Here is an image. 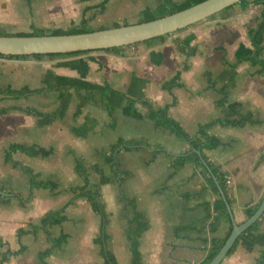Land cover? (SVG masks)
Returning <instances> with one entry per match:
<instances>
[{"label":"crops","instance_id":"crops-1","mask_svg":"<svg viewBox=\"0 0 264 264\" xmlns=\"http://www.w3.org/2000/svg\"><path fill=\"white\" fill-rule=\"evenodd\" d=\"M76 1L85 5L79 21L72 25L81 24V19L86 17L88 24L96 29L115 26L116 23L122 25L142 21L143 11L157 6V0H147V3L138 9L133 6L140 5L143 0H108L105 8L102 9L100 3L103 0ZM3 3L6 5L4 6ZM14 5L13 0H0L1 29L10 28L19 20ZM235 5L241 7L240 4ZM111 9H115V13L122 16H112ZM133 9L137 12L133 13ZM107 12L109 14L105 19L104 14ZM122 18L128 20L121 21ZM28 22L30 29L4 31L14 33L43 27L36 25L33 18H29ZM24 24L25 21L20 17L18 26ZM252 25L245 33L247 48L241 47L240 51H236V47L233 51L239 65L229 64L236 70H227L228 75L224 77L206 75L201 68L195 71L197 61L193 59L199 55V50L189 56L188 60L185 58L182 65L173 63L166 52V45L163 48L160 43L165 40L164 37L156 39L153 43L121 45L114 50L94 49L72 55H45L43 59L47 65L42 73L38 67L40 63L38 60L26 61L27 69L20 67V84L9 85L40 86L43 84L45 72L52 68L59 74L77 76L93 82L108 81L115 88L135 97L150 98L159 105L171 103L176 96L177 100L171 104L169 112L190 134H197L200 124L215 121L209 132L220 137L222 142L214 148L206 149L205 153L231 180L227 183L230 204L235 220L242 222L248 217L246 208L257 207L264 196V72H260L264 67L261 63L240 61L243 56L253 51L248 36V29ZM54 28L57 27L50 29ZM169 35L171 33L167 36ZM176 38L182 39L180 35H174L171 41L176 43ZM159 50L163 52L160 53ZM190 57H193L192 61H189ZM186 62L189 68L183 70L181 74L183 84L174 86L172 90L163 88V82L171 78ZM202 67H205V63ZM241 68L245 70H239ZM49 96H53L52 106L43 107L32 102L39 97L43 98L41 102L44 104ZM96 96L82 108L79 114H76L79 98L74 94L65 115L46 125H40L36 116L19 110H10L0 115L2 119L20 113V140L15 141L54 149L48 156L30 155L23 151L14 152V158L21 164L29 166L37 175V179H53L58 183V187L54 190L49 187H35L33 196L27 199L31 189L30 175L21 166L15 167L5 160V148L9 142L2 147V162L20 168V181L23 185L20 193L25 197L24 201L15 197L20 202V212L26 213L28 218L38 217L30 227H27L26 236H34L41 232L48 244L46 247L50 245L46 232L33 226L39 223L44 213L62 207L73 196L71 188L79 182H84V175L76 169L77 161L82 160L89 177L101 185L102 199L108 212L106 226L108 248L115 254L119 264H132L131 242L128 235L129 230L135 227V223L131 220L134 209L132 203L148 224L140 235L143 264H197L206 256L212 240L221 241L226 238L232 221L217 220V211L214 208L216 195L200 171V167L192 160L178 163L177 157L190 153V144L178 137L171 129L158 125L148 116L127 115L121 107L110 114L102 104L100 95L96 94ZM3 99L10 102L4 103ZM222 99L227 110L235 112L229 117L230 120L241 119L248 113L254 120H247L242 124H226V116L220 103ZM58 104L59 94L55 90L18 99L3 97L0 94V107L32 105L50 111ZM138 105L144 113L146 108ZM119 137L145 140L149 146L122 149L119 152L118 160L123 173L120 181L117 182L116 173L105 162L103 155L107 153L106 145L110 147ZM25 191L28 192L27 195L24 194ZM63 198L65 199L62 200ZM59 200L61 204L58 207H55L56 204L50 210L43 212L51 207L53 202ZM78 203L90 206L99 221L97 229L101 230L102 216L86 199L77 198L66 207L64 211L66 220L54 224L60 225L61 232L68 233V237L60 247L54 249L52 255L46 258L48 264H55V260L63 257L60 250L71 238V232L65 230V226L71 221V211ZM30 211H34V214H30ZM7 214H4V217H7ZM54 225L49 229L51 230ZM51 233L53 236H58L52 231ZM2 236L4 234L0 228V237ZM23 239L20 238V243L25 244ZM2 240L9 245L7 239L2 237ZM41 250L43 249L39 251ZM8 262H11V259ZM262 263L264 264V219L259 229L246 230L240 234L235 250L220 264ZM100 264H106L102 255Z\"/></svg>","mask_w":264,"mask_h":264},{"label":"trees","instance_id":"trees-1","mask_svg":"<svg viewBox=\"0 0 264 264\" xmlns=\"http://www.w3.org/2000/svg\"><path fill=\"white\" fill-rule=\"evenodd\" d=\"M85 1V0H80ZM108 0H103L100 3V7L102 9L105 8L106 2ZM201 0H157V6L154 9L146 8L143 11L142 21L150 20L168 13H172L174 11L183 9L192 4H195ZM261 5L262 9L257 17V21L254 25H252L248 29V36L251 40V44L253 45V51L250 54H247L240 59V61L248 60L253 64L261 63L264 67V0H240L235 4H240L242 8H246L249 4ZM232 4L226 7L223 10H227L232 7ZM121 25L120 23H116L115 26ZM105 27V26H104ZM102 27V28H104ZM96 29L88 24V19L83 17L81 19V24L72 25L68 29H63L62 27H57L54 29L48 30L45 27H34L31 31H18L14 33L5 32L0 28V33L7 34H16V35H32V34H43V33H72V32H82V31H91ZM170 33L161 34L152 38H148L143 42L153 43L156 39H161L166 37ZM176 43L178 49L184 53L187 57L196 54L198 51L197 45L185 44L181 38H176ZM121 46V45H120ZM120 46H113L108 48H101L105 50H114ZM94 49L88 50H76V51H67V52H50V53H32V54H4L0 53V56L7 57H28L33 56L36 58H42L45 55L50 56H61V55H72L84 51H90ZM222 58L225 59L223 55ZM189 68L188 62L184 64L181 69H178L176 73L169 79L163 82V88L167 90H172L174 86H181L183 83L181 81V74L183 70ZM260 72H264L261 70ZM43 84L37 87H30L29 85H24L21 87H14L12 85L1 86L0 85V94L3 97L8 98H21L28 97L33 94H43L49 91H58L59 94V104L58 106L50 111L41 110L35 106H21V105H9L0 107V115L6 114L10 110H19L23 111L27 114L36 116L38 119V123L40 125L49 124L56 119L65 115L70 102L74 96L77 95L79 98V102L76 108V114H79L82 111V108L85 104L90 102L93 98H95L96 94H99L101 97L102 104L108 110L110 114H113L116 108H122L124 113L127 115H131L134 117H143L148 116L152 118L158 125L165 126L171 129L178 137L182 138L186 142H188L191 146L190 153L181 155L177 157L178 163H184L187 160L194 161L198 167H200V171L206 178L208 184L211 186L213 192L216 195V199L214 201V208L217 211V220L226 219L231 222V216L227 205L221 195L219 185L222 186L225 195L229 202H231L227 178L228 176L224 171L220 169V167L215 164L212 160L207 157L205 153L206 149L214 148L221 144V139L215 134L209 132V128L215 121H211L208 123H202L199 125V130L197 134H190L184 126L174 118L170 112V106L174 102H176L177 98L174 96V100L171 103H166L163 105L156 104L153 100L147 97H135L121 89L115 88L110 82L106 81L104 83L93 82L91 80L71 76L66 74H59L55 72L52 68H49L43 77ZM224 99L220 100V103L223 106V110L226 116L225 123L226 124H242L244 121L250 120L253 121L252 115L250 113L243 115L241 119H233L230 120L229 117L235 112H231L227 110L225 107ZM141 106L146 108V111L143 113ZM147 147L149 143L145 140H136V139H125L124 137H119L115 142L111 144L110 150L103 155L104 160L108 163L114 172L116 173V179L119 180L123 171L120 169V163L118 160V154L122 149H130L133 147ZM192 148H197L202 151L201 155L193 150ZM53 147H44L38 144H24L19 141H10L5 148V160L10 162L15 167H22L29 175L31 182V189L27 199H30L33 196V189L35 187H49L52 190L58 187V183L53 179H37V175L33 173L32 169L25 165L21 164L19 160L14 158V152L23 151L30 155H38L42 154L44 156H48L53 152ZM76 169L78 172L84 175V182L73 187V196L59 209L50 210L44 213L38 224H34L33 228L43 229L47 238L50 241V245L45 249L39 251L38 258L43 264H48L46 258L53 254L54 249L56 247H60L67 239L68 233L62 231L60 235L53 236L49 227L54 224H60L64 220H66L67 216L64 213L66 207L73 203L77 198L83 197L86 198L90 203L92 208L98 212L102 216V225L101 230L97 236L94 237V242L100 246V253L104 257V261L106 264H119L115 254L108 248V234L106 232V226L108 223V212L106 210L104 201L102 199L101 193V185L97 181L92 180L89 177V173L85 167V164L82 160H78L76 164ZM120 172V176L118 174ZM218 181V183L216 182ZM11 197L21 198L22 201L25 200V197L20 193L19 190H15L13 188H8L7 186L0 187V198L1 199H10ZM133 206V214L131 217L132 222L135 223V227L129 230L128 235L131 242V251H132V264H143L142 254L140 251V235L141 233L148 227V224L142 219L141 213ZM257 207H248L246 208L247 216H250ZM264 219V213L257 221H255L248 229L249 230H257L259 229L261 221ZM232 226L228 232L230 233ZM28 229L25 227L18 228V234L20 235L23 232H27ZM228 236V235H227ZM226 236V237H227ZM226 239V238H225ZM225 239L221 241L212 240L210 246L208 247V252L206 256L197 264H208L211 259L216 255L220 247L223 245ZM4 241L2 237H0V247L4 245ZM238 243V239L234 243L233 247L229 250L228 255L231 254ZM25 249L24 245L18 249H12L8 247L5 251L0 250V264H4L8 262L12 256L20 254ZM263 264V263H262Z\"/></svg>","mask_w":264,"mask_h":264},{"label":"rangeland","instance_id":"rangeland-1","mask_svg":"<svg viewBox=\"0 0 264 264\" xmlns=\"http://www.w3.org/2000/svg\"><path fill=\"white\" fill-rule=\"evenodd\" d=\"M13 1H15L14 8H16L15 12L17 14V19L20 20L21 17L25 21V24L23 26H18V20L14 23V26L10 28L3 27V30L30 29L28 22L29 18H33L36 25L46 27L48 30L52 27L58 26L68 28L72 24L79 21L85 5L84 3H78L76 0ZM144 3H147V0H143L140 5L133 7L138 9V7L145 5ZM3 5L5 6L6 3H3ZM135 9H133V13L137 12ZM260 9L261 6L253 3L249 4L245 9L235 5L227 11L221 10L205 19L188 25L185 28L172 32L171 35L166 36L165 40L160 43L163 48L166 45L165 49L170 60L172 59L173 63L182 65L188 57L178 50V46L175 42L171 41V38H173L174 35H180L185 43H193L198 47L199 55H196L194 59L193 57L189 58V61H192V59L197 61L195 71L201 68L204 69L203 71L206 75H218L220 77H224L225 75H228L227 70H236V68H231L229 64H233L234 66L239 65L237 57L233 55V51L236 47V51H240V49H242L241 47L247 48V44L245 43L247 40L245 34L246 29L250 25L255 24ZM110 12L114 17L122 16L121 14H116L115 9H111ZM108 14L109 12L104 14L105 19ZM127 20L128 18L121 19V21ZM230 28H232V30H230ZM169 41L171 42L167 44ZM158 52L162 53L163 50H159ZM223 55L225 56V59L222 58ZM34 59L40 62L38 67L40 69V73H42L43 69L46 68L47 65L43 57L37 59L32 56L28 58L0 56V85H9L10 83L20 84V67H24L26 70L28 67V65H26V61ZM204 63L205 67L203 68L202 66ZM239 70L245 69L241 68ZM36 75L37 74H35V76ZM192 75L195 76V74ZM110 77L112 76L110 75ZM36 98L33 99L32 102L38 106L42 105L43 107H48L52 106V103L54 102L53 96H49L47 100H45L46 102H44V104L41 102V100L43 101V98ZM3 102L8 103L10 101L3 99ZM19 127L20 113H14L0 119V187L7 186L8 188L20 191V189L23 188V185L21 184L22 182L20 181V168L12 167L10 163H3L1 159L3 145L13 140H20ZM106 147H108L107 149L105 148L108 152L111 146L109 147L106 145ZM119 176L120 172L118 174V177ZM119 181L120 180H117V182ZM79 184L81 183L79 182ZM73 187L71 188L72 192ZM27 193L28 192L25 191L24 194L27 195ZM64 199L65 198L62 200ZM56 204L57 206L55 207H58L59 204H61L60 200L53 202L52 205H50L51 207H48V209L43 212L50 210L53 205ZM6 213H8L7 217H4V214ZM30 214H34V211H30ZM70 216L71 221L67 223L65 230L71 232V238L68 243L64 244L63 249L61 248L60 250L63 257L58 258L54 261V263L100 264V246L94 242V237L100 232L99 229H97L99 221L92 213L90 206L85 203L75 204ZM37 218L34 216H30L28 218L26 213L24 214V212H20V202L15 197H11L10 199H0V228L4 234V236H2L3 239H7V242L9 241V245L4 243V245L0 247V250L5 251L8 247L18 249L23 245L25 247L22 251L23 254H20L17 257L12 256L11 262L4 264H41L37 256V252L40 249H44L48 245L43 234L38 232L36 235L28 237L26 236L28 231L23 232L20 235L18 234V228L20 226L28 229L27 227H30V224L33 223V221H36ZM4 224L6 227L3 226ZM61 230L62 227L60 225H54L51 228L54 235H59ZM21 237L24 238L22 241H24L25 244L20 243Z\"/></svg>","mask_w":264,"mask_h":264},{"label":"water","instance_id":"water-1","mask_svg":"<svg viewBox=\"0 0 264 264\" xmlns=\"http://www.w3.org/2000/svg\"><path fill=\"white\" fill-rule=\"evenodd\" d=\"M240 0H201L183 9L150 20L122 24L91 31L72 33H43L16 35L0 33V53L32 54L37 52H67L76 50L101 49L133 44L161 34L172 33L197 21L205 19ZM202 157L200 149L193 148ZM218 183V181L216 180ZM219 185V183H218ZM221 195L229 210L232 229L223 245L208 264H220L228 255L240 234L246 231L264 213V196L256 210L244 221L237 222L225 192L219 185Z\"/></svg>","mask_w":264,"mask_h":264},{"label":"built area","instance_id":"built-area-1","mask_svg":"<svg viewBox=\"0 0 264 264\" xmlns=\"http://www.w3.org/2000/svg\"><path fill=\"white\" fill-rule=\"evenodd\" d=\"M230 182H231V180L228 178V179H227V183H230Z\"/></svg>","mask_w":264,"mask_h":264}]
</instances>
